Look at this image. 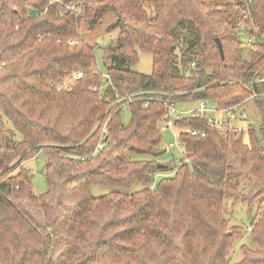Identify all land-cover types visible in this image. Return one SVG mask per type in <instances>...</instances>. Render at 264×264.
<instances>
[{
  "label": "trees",
  "instance_id": "obj_1",
  "mask_svg": "<svg viewBox=\"0 0 264 264\" xmlns=\"http://www.w3.org/2000/svg\"><path fill=\"white\" fill-rule=\"evenodd\" d=\"M234 5L236 14L216 0H0V264H228L242 230L229 225L226 196L255 210L240 263L264 264V96L253 98L260 123L244 132L174 119L204 135L178 132L179 165L156 159L167 105L221 110L264 91V0ZM106 12L119 32L103 50L105 77L79 29ZM140 52L149 73L131 69ZM123 94L134 96L126 123ZM41 151L47 190L36 195L24 163ZM241 178L254 190L241 192ZM91 185L111 190L93 196Z\"/></svg>",
  "mask_w": 264,
  "mask_h": 264
},
{
  "label": "rangeland",
  "instance_id": "obj_2",
  "mask_svg": "<svg viewBox=\"0 0 264 264\" xmlns=\"http://www.w3.org/2000/svg\"><path fill=\"white\" fill-rule=\"evenodd\" d=\"M222 4H228L231 8L232 12L236 14L238 12V7L234 5L236 0H216ZM116 18V14L113 12H106L103 16L100 23H98L93 28H89L85 21L82 22L79 34L81 38L86 41L88 44L95 47V55H96V65L99 67V70L102 74L106 73V68L110 64V60L105 57L104 49L113 44L114 39L117 37L119 30L117 28H108V25L112 23ZM243 39V36H241ZM151 56L147 53H139L138 62L131 67L132 70H135L140 73H149L151 70ZM197 106L196 102H182L176 104L175 110L184 112L186 110L194 109ZM245 109L249 113L250 121H252L255 125L260 123V114L257 111L253 100L247 99L244 104ZM121 118L123 123H126L129 120V110L127 108H123ZM162 126V125H161ZM6 128H12L11 123L6 122ZM184 130L183 128L175 127L167 130L160 131V147L163 150V153L160 157H156V159L160 162H164L167 164L166 170L170 168V165L174 164L179 165L184 155L182 152V148L179 145L177 136L178 132ZM16 140H20L21 136L19 133L15 135ZM135 159L139 158H149L145 155H135ZM45 154L41 151L38 152L35 156L31 157L27 161H25L24 166L26 169L30 171L32 176V192L36 195L42 194L47 190V184L44 176V166H45ZM159 176L165 175V173H159ZM157 175V176H158ZM156 176V177H157ZM152 185V184H151ZM149 185V186H151ZM145 186L144 184L137 183L129 190H123L127 193H132L137 190H140ZM238 188L241 192H248L250 190H254L253 186L247 182L245 179L241 178L238 180ZM91 194L93 196H101L108 193L111 188L107 186L100 185H91L90 186ZM225 205V214L226 218L229 220V225H239L241 226V230L234 238L232 242V246L228 256V264H241L240 261L243 258V252L241 250V245L246 244L250 245L251 240L248 236L249 224L254 215L255 210H249L247 205L240 200L238 202H233V197L226 196L224 198Z\"/></svg>",
  "mask_w": 264,
  "mask_h": 264
},
{
  "label": "built area",
  "instance_id": "obj_3",
  "mask_svg": "<svg viewBox=\"0 0 264 264\" xmlns=\"http://www.w3.org/2000/svg\"><path fill=\"white\" fill-rule=\"evenodd\" d=\"M66 10H76L75 6L72 5H65ZM77 11V10H76ZM260 40H263L262 37H260ZM72 43V42H71ZM193 65V64H192ZM95 68L99 70V67L96 65ZM100 71V70H99ZM73 75H75V72H73ZM106 77V74H103ZM80 73L76 74V77H79ZM67 80V79H65ZM255 79H253L254 81ZM261 82L264 83V77L259 79ZM59 88H68L69 83L66 81H61L58 85ZM257 96H264L263 92H253L248 99H252ZM118 103H121V108H124L127 106L129 102L133 100V95L123 94L121 96H118ZM247 101H241L238 102L232 106H229L225 109L217 110L216 108H210L208 107L204 101H199L197 106L194 107V109L186 110L184 112L175 110V107L173 105H167L168 107V115L167 119L163 122L161 126V130H167L169 128H172L173 126V120L174 119H180L184 117H205L207 124L210 127L216 128L218 131L224 133V132H241L246 131L247 127L250 123L253 124L252 121H250L249 113L245 109L244 104ZM186 133H189L191 135H196L200 133L201 136L204 135V132H199L197 129L186 127L184 130H182ZM103 132L105 133L106 130L104 129ZM102 143L99 142L97 144V149L101 148ZM184 162H188V159H184ZM250 229V228H249Z\"/></svg>",
  "mask_w": 264,
  "mask_h": 264
},
{
  "label": "water",
  "instance_id": "obj_4",
  "mask_svg": "<svg viewBox=\"0 0 264 264\" xmlns=\"http://www.w3.org/2000/svg\"><path fill=\"white\" fill-rule=\"evenodd\" d=\"M215 42H216V45H217L218 51H219V53H220V56H221V58H223V49H222L221 41L219 40V38H215ZM157 167H158V168H162V167H164V165H162V164H158Z\"/></svg>",
  "mask_w": 264,
  "mask_h": 264
}]
</instances>
